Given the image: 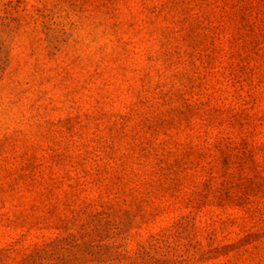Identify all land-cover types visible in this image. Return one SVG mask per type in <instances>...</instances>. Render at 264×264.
Masks as SVG:
<instances>
[{
    "label": "rangeland",
    "instance_id": "rangeland-1",
    "mask_svg": "<svg viewBox=\"0 0 264 264\" xmlns=\"http://www.w3.org/2000/svg\"><path fill=\"white\" fill-rule=\"evenodd\" d=\"M0 264H264V0H0Z\"/></svg>",
    "mask_w": 264,
    "mask_h": 264
}]
</instances>
